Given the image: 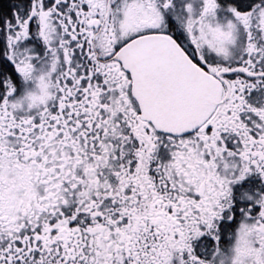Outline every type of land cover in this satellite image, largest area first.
<instances>
[{
  "label": "snow or ice",
  "instance_id": "obj_1",
  "mask_svg": "<svg viewBox=\"0 0 264 264\" xmlns=\"http://www.w3.org/2000/svg\"><path fill=\"white\" fill-rule=\"evenodd\" d=\"M0 264H264V0H0Z\"/></svg>",
  "mask_w": 264,
  "mask_h": 264
}]
</instances>
